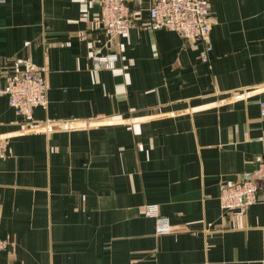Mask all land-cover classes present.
Wrapping results in <instances>:
<instances>
[{
	"label": "crops",
	"instance_id": "0c3cea01",
	"mask_svg": "<svg viewBox=\"0 0 264 264\" xmlns=\"http://www.w3.org/2000/svg\"><path fill=\"white\" fill-rule=\"evenodd\" d=\"M152 1L128 0L116 50L101 0L0 2V86L29 68L49 83L28 117L0 94V264H264V202L220 205L264 160V0H212L208 62L148 24ZM60 122L80 127L40 128Z\"/></svg>",
	"mask_w": 264,
	"mask_h": 264
},
{
	"label": "built area",
	"instance_id": "2783aa9c",
	"mask_svg": "<svg viewBox=\"0 0 264 264\" xmlns=\"http://www.w3.org/2000/svg\"><path fill=\"white\" fill-rule=\"evenodd\" d=\"M4 0H0L3 2ZM212 0H153L149 6V25L161 26L176 31L184 38L201 41L203 47L200 58L209 61L212 49L209 34L211 30L210 4ZM131 10L128 0H101V9L96 17V24L101 26L107 35V44L119 49V39L130 26ZM119 53H95V68H114ZM49 83L46 76L34 69L14 70L7 75L0 86V94L5 95L11 106L22 116H31L36 107H47ZM261 115L264 118V101L261 102ZM80 127L75 122L45 123L42 130L55 128L72 129ZM8 145L7 138L0 136V158ZM256 202H264V160L253 171L246 173L241 180L223 184L220 192V205L223 209L238 208L245 210ZM158 208L148 205L146 212L155 216ZM160 233L170 231V226L160 220ZM10 245L7 238L0 236V253Z\"/></svg>",
	"mask_w": 264,
	"mask_h": 264
},
{
	"label": "rangeland",
	"instance_id": "374dc122",
	"mask_svg": "<svg viewBox=\"0 0 264 264\" xmlns=\"http://www.w3.org/2000/svg\"><path fill=\"white\" fill-rule=\"evenodd\" d=\"M5 238H7V237H5ZM8 239V238H7ZM8 241L10 242V240L8 239Z\"/></svg>",
	"mask_w": 264,
	"mask_h": 264
}]
</instances>
